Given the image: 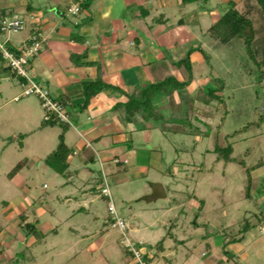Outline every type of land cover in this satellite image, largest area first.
<instances>
[{
    "label": "crops",
    "instance_id": "crops-1",
    "mask_svg": "<svg viewBox=\"0 0 264 264\" xmlns=\"http://www.w3.org/2000/svg\"><path fill=\"white\" fill-rule=\"evenodd\" d=\"M79 1L81 0H0V12L15 13L25 23L24 29L16 32L17 39L6 35L11 46H19L35 28L40 32L43 42L30 61L31 79L60 100L71 118V124L68 125L45 124L43 110L36 96H20L15 100L14 97L22 91V79L5 65L0 56V183H5L6 189L9 186L7 198L0 197V264L40 263L32 257L27 262L18 256L37 241L35 234L27 233L24 226L27 221L37 224L36 219L26 220L32 201L26 198L30 190L24 186V174L27 171L30 174L37 172L38 159L56 147L60 132L63 133L64 143L71 148L67 168L74 157L78 158L79 164L83 163L84 168V163L95 160L93 155H96L103 167L109 166L108 172L115 176V183L139 178L141 171L150 173V177L154 178L156 171L162 170L163 154L162 149L155 148L153 144L145 146L150 141V129L164 128L161 124L162 114L159 113L172 117L182 99H189L188 105L192 108L194 100L187 98L185 94L187 92L194 97L198 89L194 78L195 66L204 67L209 62L206 42L200 34L202 22L209 19V13L198 8L194 18L192 10L186 8L187 4H191L188 1L89 0V5L85 8L79 6L77 13L68 12V7L79 5ZM219 16L207 24V32ZM189 51L190 71L181 62ZM167 77H174L187 84L170 95L163 94L162 91L153 94L150 102L152 111L148 115L138 110L127 118L123 104L128 96H136L146 85ZM98 80L107 86L93 94L85 103L84 85ZM196 104V107L202 109V112L197 113L202 117L208 107L198 101ZM12 135L13 143L22 137L16 147L8 142V137ZM54 139L57 140L56 143ZM30 143L34 148H27ZM21 159H25L24 165L9 176V171ZM115 159H119V162H115ZM112 163L115 167L110 168ZM262 167L264 162L251 168L250 176L256 183L261 180ZM181 168L182 166H176L174 172L179 173ZM87 181L84 180V183ZM147 181L145 192L131 199L147 203L157 199L167 200L168 193L162 181ZM89 182L91 185L86 189H79L82 190L80 197L73 196V192L63 196L71 211L91 206L96 195L92 185L94 180ZM12 186L22 189L25 196L15 194ZM44 204L45 202L41 205ZM191 205L196 203L191 200ZM197 206L199 207L198 204ZM172 208L173 205H170L167 209ZM44 212L41 207L34 209L33 215L38 216ZM133 218L134 222L126 223L131 232H137L140 228L136 224L138 217L133 214ZM143 218V229L154 225V221L149 220L150 215ZM106 223L110 224V219ZM36 228L38 230L37 226ZM263 230L264 227L261 226L260 231ZM98 233L96 228L95 236ZM85 238L89 239L86 249L90 253L99 250V244L93 240L92 234H83L73 242V246ZM197 238L200 242L213 243L210 235ZM184 240L176 239L180 243ZM223 242L214 244L219 247ZM147 247L151 248L152 244ZM226 251L228 250L224 247L223 252ZM151 252L149 250L148 253ZM240 256L243 259L246 257L244 253ZM43 259L47 260L46 257ZM125 263L131 264V257H126Z\"/></svg>",
    "mask_w": 264,
    "mask_h": 264
},
{
    "label": "rangeland",
    "instance_id": "rangeland-1",
    "mask_svg": "<svg viewBox=\"0 0 264 264\" xmlns=\"http://www.w3.org/2000/svg\"><path fill=\"white\" fill-rule=\"evenodd\" d=\"M231 1L233 4L224 0H195L186 5L194 18L198 8L209 13V19L202 22L203 34H200L210 58L204 67L195 66L198 89L194 97L185 94L194 100L192 108L188 105L189 99H182L172 117L159 113L164 128L150 129V141L145 146L153 144L162 149V170L156 171L154 178L141 171L139 178L115 183V176L108 172L109 166L101 167L97 156L93 155L95 160L86 161L84 168L74 157L65 172H57L46 162L48 154L56 148L53 147L38 159L37 172L24 174V186L30 190L26 196L32 201L30 206L35 210L42 207L45 212L35 216L34 209L27 211L26 220H37V241L18 254L20 259L27 261L32 257L39 264H126L125 258L130 256L123 246L120 231L106 223L110 217L109 198L100 195V172L104 168L117 213L128 222L135 221L133 214L138 217L136 224L140 228L131 232L128 226V238L143 253L152 251L148 254L153 264H264V230L260 231L264 223L257 216L264 211V167L258 183L250 176L251 169L248 173L245 171V167L264 161V66L260 76L259 67L246 54L241 36L222 44L205 29L229 7L235 5L238 11L244 9L243 1ZM251 18L256 20L255 16ZM6 35H0V39L4 40ZM8 36L15 40L18 34L9 32ZM170 85L164 87L163 94L170 95L182 89L169 91ZM197 101L208 107L202 117L197 114L202 112L196 107ZM260 117L263 118L259 120ZM13 138L14 135L9 136L8 142L12 144ZM19 138L12 145L16 147L22 140ZM55 140L56 143L58 139ZM229 144L232 147L230 157L236 160L223 157V148ZM27 148L34 146L30 143ZM239 159L244 160L245 167ZM176 166H182L179 173L174 172ZM113 167L112 163L110 168ZM84 180H88L87 183ZM93 180L96 197L91 206L71 211L63 196L73 192V196L80 197L82 190L79 189H86ZM147 180L162 181L168 193L167 200L147 203L131 199L145 192ZM0 189V197L7 198L5 183H0ZM12 191L24 194L15 186ZM191 200L196 205L192 206ZM43 202L45 204L41 205ZM170 205L173 208L168 210ZM148 215L154 225L143 229L141 219ZM96 228L99 230L97 236ZM83 234H92L99 244L98 251L90 253L86 249L89 241L86 238L73 246ZM202 235H210L212 245L198 241L197 237L201 239ZM181 238L185 239L183 243L176 241ZM219 241H224V245L215 246ZM148 244L152 247H147ZM224 247L228 250L226 253ZM45 257L47 260L43 259Z\"/></svg>",
    "mask_w": 264,
    "mask_h": 264
},
{
    "label": "trees",
    "instance_id": "trees-1",
    "mask_svg": "<svg viewBox=\"0 0 264 264\" xmlns=\"http://www.w3.org/2000/svg\"><path fill=\"white\" fill-rule=\"evenodd\" d=\"M183 1H192V0H183ZM243 1V10L238 11L235 8V5L229 7L227 11L219 16V18L209 26L208 32L210 36L220 43L225 44L235 36H241L245 43V50L247 56L254 61V63L260 69V76L262 75V66H264V0H242ZM233 4V1H230ZM89 5V0L79 1V6L85 8ZM252 16L256 17L251 18ZM7 46L13 49V47L7 43ZM189 52H187L186 57L181 61L183 62L188 71H190L189 64ZM207 57V56H206ZM170 85V90L173 88H183L187 82L177 81L174 77H167L162 81L156 83H150L143 87L139 94L134 96H128V100L123 104L127 118L130 115H133L134 112L142 110L144 115H148L152 111L151 106V97L157 92H161L164 87L168 84ZM107 85L101 81L89 82L84 85V98L85 103L88 99L99 90L105 88ZM168 91V90H167ZM171 93V92H170ZM260 117L259 120H261ZM43 123L53 125L54 123L60 122L55 121L54 119L45 121ZM63 125V124H62ZM218 150V147L216 146ZM232 150L231 145H227L223 148V157L226 160H236L233 157H230V152ZM71 149L64 143L63 133L60 132L58 135V144L56 148L48 154L46 157V162L49 163L57 172H64L68 166L67 157ZM220 157V156H219ZM25 159H21L8 173L9 176L15 174L21 169L24 165ZM238 162L245 167V162L243 159H239ZM262 161L261 163H263ZM260 164V163H258ZM253 166L245 167V171L248 173ZM249 175V174H248ZM101 179V175H100ZM248 190L249 187L247 186ZM258 219L264 223V211L260 212ZM24 220V218L22 219ZM24 226L27 229V233L35 234V222H25ZM127 254L131 257V252L126 248ZM144 258L148 261H151V257L148 254L144 253Z\"/></svg>",
    "mask_w": 264,
    "mask_h": 264
},
{
    "label": "built area",
    "instance_id": "built-area-1",
    "mask_svg": "<svg viewBox=\"0 0 264 264\" xmlns=\"http://www.w3.org/2000/svg\"><path fill=\"white\" fill-rule=\"evenodd\" d=\"M79 5H72L68 7V12L75 14L79 11ZM24 19L15 13L0 12V34H9V32H18L24 29ZM43 42V37L40 35L38 29H34L32 33L24 39L19 46L11 49L7 46L8 37L4 40L0 39V56L4 60L5 65L19 78L22 79V91L15 96L17 100L20 96L34 94L40 101L41 108L44 111L43 120H57L61 123L71 124V118L63 103L55 98L48 89L39 86L31 79L30 61L35 54L40 50ZM119 162V159H115ZM101 164V162H100ZM101 167L102 164H101ZM101 188L100 195L108 197L107 210L109 212L110 225L120 231L123 246L131 252V264H153L144 258V253L133 245L128 238L127 230L128 224L117 213L111 199V192L104 168L101 172Z\"/></svg>",
    "mask_w": 264,
    "mask_h": 264
}]
</instances>
